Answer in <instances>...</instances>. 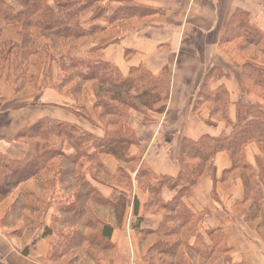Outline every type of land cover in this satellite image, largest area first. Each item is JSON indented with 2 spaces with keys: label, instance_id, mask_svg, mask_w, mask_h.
<instances>
[{
  "label": "crops",
  "instance_id": "1",
  "mask_svg": "<svg viewBox=\"0 0 264 264\" xmlns=\"http://www.w3.org/2000/svg\"><path fill=\"white\" fill-rule=\"evenodd\" d=\"M110 1L130 2L156 13L111 25L109 30L115 31L116 36L102 48V59L116 67L124 78L132 69H143L154 78L165 76V95L152 101L148 108L128 110L125 126L132 133L134 143L124 147L126 159L91 147L73 168L104 199L124 196L119 207L99 210L100 217L112 227L113 247L109 252L111 257L100 264H146L143 253L147 241L139 244L135 221L141 218L142 228L154 231L164 217L143 213L151 193L139 189L137 173L142 166L157 178L176 179L185 141L197 142L206 136L228 137L237 122L239 106L264 107L262 97L248 89L244 81L248 59L257 57L256 54L264 58V0ZM236 13L244 15L250 27L262 34L263 42L258 46L246 44L239 35L230 36L228 23ZM88 19L89 15L81 22ZM0 39L20 42L18 35L6 27L1 30ZM240 44L243 46L238 48ZM95 45L91 39H80L71 43L66 54L84 59ZM57 75L56 67L52 66L41 79L54 82ZM204 84L212 97L196 105ZM98 91L88 87L78 96L89 122L69 110L73 102L63 91L47 83L39 91L14 95L3 75L0 77V154L31 162L36 157L37 141L18 139L17 134L40 120L67 123L101 139L104 126L97 116ZM216 95L222 97L221 103L214 99ZM63 153L69 156L75 151L66 148ZM262 163L264 146L253 142L243 147L242 163L235 168L228 153L219 151L214 155L210 168L190 194L181 199L194 220V230L187 241L190 247L195 241L209 247V233L221 234L230 264H264ZM66 168L62 157L53 158L43 172L18 186L15 193L21 189L39 191L38 181L44 178L54 182L51 189L54 192L48 195L68 198L65 189L76 190L79 186L73 180L59 181L56 170ZM121 171L130 179L128 187L113 179ZM175 196L176 191L166 186L158 192L164 203L171 202ZM53 214L50 207L43 220L45 226ZM16 223L14 229L0 227V264H66L67 257L58 261L49 259L53 236L43 235V229H24L20 221ZM216 264H223V260Z\"/></svg>",
  "mask_w": 264,
  "mask_h": 264
},
{
  "label": "trees",
  "instance_id": "2",
  "mask_svg": "<svg viewBox=\"0 0 264 264\" xmlns=\"http://www.w3.org/2000/svg\"><path fill=\"white\" fill-rule=\"evenodd\" d=\"M99 2L0 0V33L6 27L20 38L19 43L0 39V77L4 75L14 95H28L48 83L53 89L63 91L64 96L73 102L69 110L76 117L90 122L78 96L85 93L88 87L99 89L96 108L104 126L101 139L67 123L40 120L17 134L18 139L37 141L36 157L31 162L0 154V227L6 229H14L17 221L21 222V228H37L38 223L44 220L52 202L48 193L54 192L51 180L40 179L39 191L21 189L12 201L9 198L15 195L18 186L43 172L48 161L56 157L64 159L67 168L62 171L57 169L56 176L61 183L76 181L79 189H65L70 196L57 203L50 225L43 227V235L54 236L49 259L58 261L67 257L66 264H100L104 261L113 248L110 242L112 227L100 217L99 210L117 208L124 203L122 194L114 199H104L73 166L91 147L126 159L123 156L124 147L134 143L132 133L125 126L128 110L148 108L152 101L165 95L167 85L165 76L154 78L143 69H132L130 75L124 78L116 67L101 57L102 48L116 36L115 31L109 30L111 25L117 21L151 16L156 11L120 2L117 8L105 12L96 6ZM104 12L107 17L101 21L100 15ZM88 15L89 19L82 23L81 20ZM227 28L231 37L239 35L246 44L258 46L263 42L262 34L250 27L246 17L240 13L231 18ZM80 39H91L96 45L84 59L68 57V47ZM52 66L58 71L55 81L41 79ZM244 81L248 89L257 92L264 100V68L246 64ZM211 97L204 84L196 105L207 102ZM213 97L221 103V96ZM250 142L264 146V107L242 105L237 109V122L230 136H206L197 142L183 143L182 166L176 179L157 178L147 168L140 167L137 178L143 180L145 190L151 193V199L144 208L149 210L155 205L166 212L154 231H146L140 224L134 225L139 244L147 241L143 253L146 264H216L222 260L223 264H230L221 234L209 233V247H202L198 241L191 247L187 244L194 230V220L181 199L190 194L193 186L210 168L217 152L228 153L232 168H235L241 165L242 149ZM67 146L75 151L73 155L63 153ZM260 167L264 169V163ZM113 179L123 183V187H128L130 183L123 171ZM165 186L176 191L175 198L169 203L158 198V192ZM138 220L140 222L141 218ZM148 236L150 240H147ZM217 256L224 257L217 259Z\"/></svg>",
  "mask_w": 264,
  "mask_h": 264
},
{
  "label": "rangeland",
  "instance_id": "3",
  "mask_svg": "<svg viewBox=\"0 0 264 264\" xmlns=\"http://www.w3.org/2000/svg\"><path fill=\"white\" fill-rule=\"evenodd\" d=\"M96 6L99 8L100 11H105V12H106V10L108 12V10L110 11L112 9L117 8V4L113 3V1H110V0H100V2ZM105 12L102 13V15H100V18H101L100 20L101 21L102 20L104 21L105 18L107 17V14ZM242 43H244V42H242ZM242 46H243V44H240V47H242ZM255 56H257V57L249 58L248 61H247V63L249 65L253 66V67H257V68H260V69L262 68L263 69L264 68V58L262 56L258 55V54H256ZM66 148H68V146ZM142 181H143L142 179L141 180H138V187H139L140 190L145 191V186H144V184L142 185V183H143ZM16 195L17 194L15 193V195H13V197H10L9 199H11V201H12V199L15 198ZM69 196H70V194H69ZM62 199H65V195H57V196H53L52 197L51 209H53V213L56 212V205H57V203L60 200H62ZM149 199H151V198H149ZM10 202H8V204ZM143 213H145V214L163 215V217L166 214L165 211L157 208L155 205H153V207L151 209H149V210L143 208ZM135 224L142 225V221L139 222V220H136L135 221ZM49 225H50V221H49L48 226ZM44 226L45 225H44L43 221H41V223H38L37 228L38 229H43ZM53 238H54V236H53ZM147 240H150V239L147 238ZM110 255H111V253L110 254H107L106 257L103 260L104 261H107L111 257ZM223 257L224 256H217V259H219V258L222 259Z\"/></svg>",
  "mask_w": 264,
  "mask_h": 264
}]
</instances>
